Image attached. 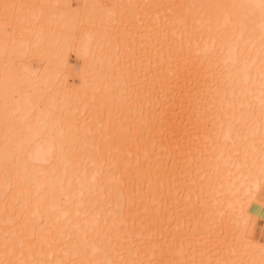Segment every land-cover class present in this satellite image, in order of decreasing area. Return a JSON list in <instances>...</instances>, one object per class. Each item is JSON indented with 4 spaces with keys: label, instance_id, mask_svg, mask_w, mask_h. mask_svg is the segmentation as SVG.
<instances>
[{
    "label": "bare ground",
    "instance_id": "bare-ground-1",
    "mask_svg": "<svg viewBox=\"0 0 264 264\" xmlns=\"http://www.w3.org/2000/svg\"><path fill=\"white\" fill-rule=\"evenodd\" d=\"M0 264H264V0H0Z\"/></svg>",
    "mask_w": 264,
    "mask_h": 264
},
{
    "label": "rangeland",
    "instance_id": "rangeland-1",
    "mask_svg": "<svg viewBox=\"0 0 264 264\" xmlns=\"http://www.w3.org/2000/svg\"><path fill=\"white\" fill-rule=\"evenodd\" d=\"M73 64H75V62H73ZM259 227L261 226V224L260 225H258Z\"/></svg>",
    "mask_w": 264,
    "mask_h": 264
}]
</instances>
